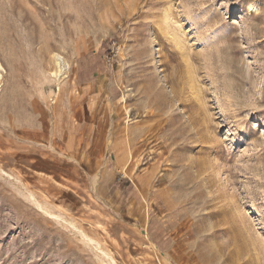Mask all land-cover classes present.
Here are the masks:
<instances>
[{
    "label": "rangeland",
    "instance_id": "374dc122",
    "mask_svg": "<svg viewBox=\"0 0 264 264\" xmlns=\"http://www.w3.org/2000/svg\"><path fill=\"white\" fill-rule=\"evenodd\" d=\"M0 63V264H264V0H0Z\"/></svg>",
    "mask_w": 264,
    "mask_h": 264
},
{
    "label": "bare ground",
    "instance_id": "6f19581e",
    "mask_svg": "<svg viewBox=\"0 0 264 264\" xmlns=\"http://www.w3.org/2000/svg\"><path fill=\"white\" fill-rule=\"evenodd\" d=\"M256 10H257L256 7H254L252 5H248V7H247V11L249 14L255 12ZM52 61L55 64L56 68H55V71L52 72L50 75L54 79L53 82L55 83V88H56L57 95H58L60 93V88L62 85V80H60L61 77L59 78V76L61 75L64 78V76L67 74V72L69 70V64L67 63V61L64 60L63 57H61L57 54H54ZM3 73H4V69L2 67V64L0 63V82L2 80ZM34 204H36V207L39 209L40 206L38 205L39 206L38 207L37 203H34Z\"/></svg>",
    "mask_w": 264,
    "mask_h": 264
}]
</instances>
